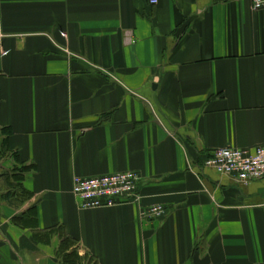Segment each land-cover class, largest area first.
Here are the masks:
<instances>
[{
	"label": "crops",
	"instance_id": "0c3cea01",
	"mask_svg": "<svg viewBox=\"0 0 264 264\" xmlns=\"http://www.w3.org/2000/svg\"><path fill=\"white\" fill-rule=\"evenodd\" d=\"M260 146L249 0H0V264H62L60 235L83 264H264V179L203 166ZM126 171L135 203L78 209L73 178Z\"/></svg>",
	"mask_w": 264,
	"mask_h": 264
},
{
	"label": "built area",
	"instance_id": "2783aa9c",
	"mask_svg": "<svg viewBox=\"0 0 264 264\" xmlns=\"http://www.w3.org/2000/svg\"><path fill=\"white\" fill-rule=\"evenodd\" d=\"M148 1L150 5H156L158 0ZM249 3L253 12L264 10V0H249ZM203 166L243 185L263 180L264 146L252 152L235 148L215 149ZM138 181V175L130 171L92 178L75 177L71 194L80 210L114 208L137 201ZM163 213V208L153 207L145 215L158 218Z\"/></svg>",
	"mask_w": 264,
	"mask_h": 264
},
{
	"label": "trees",
	"instance_id": "16d2710c",
	"mask_svg": "<svg viewBox=\"0 0 264 264\" xmlns=\"http://www.w3.org/2000/svg\"><path fill=\"white\" fill-rule=\"evenodd\" d=\"M18 171V170H17ZM25 171V169H20L18 171V173H14V179H15V184L13 187H9L12 189H17L19 192V196H20V203L24 202L25 200L30 198V195L28 192H26L24 190V188L22 187L21 183H19L22 180V176H23V172ZM12 186V185H11ZM16 192V191H15ZM13 191L9 190L5 193L4 195V199L7 200L8 198L11 197ZM26 215V219L31 222L32 228L35 225V213H34V209H30L29 211H27L25 213ZM23 218H19V219H15V224L16 225H24L23 224ZM59 230H54L52 231L54 234L58 233ZM60 243L56 252V255L58 257L61 258L62 264H83L84 262V257H80L76 251V249H74V241H72L71 239L67 238V237H63L62 235H60Z\"/></svg>",
	"mask_w": 264,
	"mask_h": 264
}]
</instances>
